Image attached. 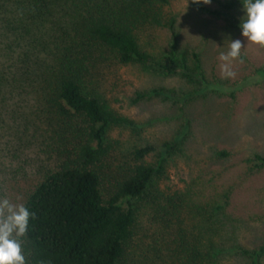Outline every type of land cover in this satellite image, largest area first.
<instances>
[{"label":"trees","instance_id":"1","mask_svg":"<svg viewBox=\"0 0 264 264\" xmlns=\"http://www.w3.org/2000/svg\"><path fill=\"white\" fill-rule=\"evenodd\" d=\"M211 1L222 11L242 4ZM190 5L220 14L201 3ZM231 24L239 27L240 21ZM148 28H164L172 37L164 63L151 69L167 75L178 67L181 77L191 80L186 57L175 48L169 0H0V198L8 196L4 182L19 175L26 165L19 157L37 137L50 134L53 146L45 145L43 152L57 157L52 167L39 166L37 181L22 193L21 203L35 213L22 238L27 264L119 263L132 234L133 201L147 195L161 164L143 161L150 145L134 148V162L103 195L99 169L107 153V132L133 122L109 110L92 90L90 70L104 54L119 64L151 67L150 53L139 38ZM192 57L198 70L196 54ZM249 79L263 80L264 66ZM253 158L254 168L264 167V156ZM166 203L177 211L173 197ZM221 207L195 208L202 223L171 242L167 251L172 264H222L225 242L216 239L225 231L220 222L211 224ZM239 250L245 264H262L264 243Z\"/></svg>","mask_w":264,"mask_h":264},{"label":"rangeland","instance_id":"2","mask_svg":"<svg viewBox=\"0 0 264 264\" xmlns=\"http://www.w3.org/2000/svg\"><path fill=\"white\" fill-rule=\"evenodd\" d=\"M191 1L169 0L175 16V48L186 57L191 80L182 78L178 67L167 75L151 69L156 62L164 63L169 51L172 37L164 28L140 33L151 67L119 64L104 54L90 70L92 90L109 110L133 122L107 132V153L99 169L103 195L134 162V148L150 145L143 161L161 164L147 195L133 201L132 234L118 264H172L167 251L171 242L202 223L195 208L216 204L222 207L211 224L217 227L220 222L225 231L216 239L225 242L222 264H245L239 248L264 243V167L254 168L253 158V154L264 156V79L257 83L249 79L264 66V47L247 42L241 28L231 24L244 15L242 4L222 11L215 2L201 0L208 10L220 12L213 15L191 7ZM235 39L244 44L243 62L231 61L234 75L224 77L219 56ZM193 53L198 70L192 66ZM151 89L160 94H148ZM47 136L51 137L44 134L25 147L19 158L26 165L4 182L13 203H21L23 191L37 181L39 166L57 162L56 154L43 152L45 145L53 146ZM168 197L175 200V213L166 203Z\"/></svg>","mask_w":264,"mask_h":264},{"label":"clouds","instance_id":"3","mask_svg":"<svg viewBox=\"0 0 264 264\" xmlns=\"http://www.w3.org/2000/svg\"><path fill=\"white\" fill-rule=\"evenodd\" d=\"M200 3L201 0H192ZM211 0H203L208 4ZM244 15L240 19L241 34L247 42L264 47V0H242ZM227 52H221L219 59L221 73L231 77V61L241 58L244 47L240 39L229 40ZM35 218L23 203H13L7 197L0 198V264H27L22 247V238L27 235L29 219Z\"/></svg>","mask_w":264,"mask_h":264}]
</instances>
